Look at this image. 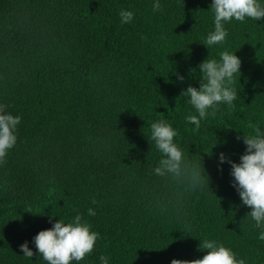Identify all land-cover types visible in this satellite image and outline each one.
<instances>
[{
  "label": "trees",
  "instance_id": "obj_1",
  "mask_svg": "<svg viewBox=\"0 0 264 264\" xmlns=\"http://www.w3.org/2000/svg\"><path fill=\"white\" fill-rule=\"evenodd\" d=\"M160 3L154 11L153 0H0V103L21 116L0 162V264H47L33 236L77 213L99 237L71 264H100L101 254L109 264L192 260L207 251L200 239L264 264L261 229L246 216L231 165L218 167L221 152L239 162L243 132L264 126V18L227 22L226 40L207 48L211 0ZM121 9L134 12L130 23ZM221 51L241 58L239 95L196 128L181 92L199 87V63ZM157 119L177 128L194 174L204 169L199 187L154 173ZM26 240L32 258L19 247Z\"/></svg>",
  "mask_w": 264,
  "mask_h": 264
},
{
  "label": "clouds",
  "instance_id": "obj_2",
  "mask_svg": "<svg viewBox=\"0 0 264 264\" xmlns=\"http://www.w3.org/2000/svg\"><path fill=\"white\" fill-rule=\"evenodd\" d=\"M152 7L154 11L159 10L160 0H153ZM209 8L213 12L214 27L205 37L203 44L207 48L226 40L227 22L244 21L246 18L258 21L264 18V0H211ZM119 16L122 24L130 23L134 12L131 9H121ZM241 62L235 51H221L218 58L207 56L199 63V87L189 84L181 92L186 103L195 110L185 115L187 122L199 128L209 112L215 114L221 104L234 106L239 95L234 80L240 76L236 74H240ZM176 75L178 79H184L179 73ZM20 120L19 114L13 115L7 111L5 104L0 103V162L17 142V126ZM178 134L177 128L167 119H157L151 123L149 138L161 154L153 171L160 177L171 178L189 188H197L202 179L206 178L204 169L202 167L203 171L199 176L194 174L197 164L185 155L184 149L174 139ZM243 143L246 147L239 162L231 160L221 152L218 155V167L225 161L231 165L233 187L238 192L241 203L250 207L246 216L250 215L255 226L261 229L258 239L264 240V126L254 127L251 134L243 132ZM87 213L94 216L96 211L90 207ZM98 237L99 233L77 213L67 222L61 217L54 220L50 228L40 230L33 236L32 241L37 256H42L47 264H71L72 261L83 260L91 253ZM19 247L23 256L33 257V249L29 247L27 240ZM199 249L207 250L202 257L192 260L173 258L170 264H246L245 259L238 257L232 248L215 239H200ZM99 262L109 264V258L101 254Z\"/></svg>",
  "mask_w": 264,
  "mask_h": 264
}]
</instances>
